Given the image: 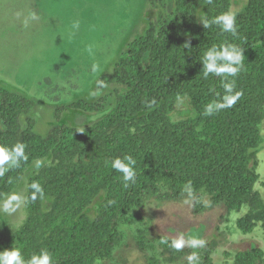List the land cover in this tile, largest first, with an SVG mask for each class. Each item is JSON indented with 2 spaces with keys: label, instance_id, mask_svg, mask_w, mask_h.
I'll use <instances>...</instances> for the list:
<instances>
[{
  "label": "trees",
  "instance_id": "16d2710c",
  "mask_svg": "<svg viewBox=\"0 0 264 264\" xmlns=\"http://www.w3.org/2000/svg\"><path fill=\"white\" fill-rule=\"evenodd\" d=\"M228 1L172 0L168 12L167 0H148L157 10L156 23L129 44L111 74L97 80L98 90L110 84L125 90L67 107L101 113L111 96V109L88 128L55 125L43 137L32 131L33 121L27 120L22 129L20 118L29 113L33 102L0 87V146L23 144L27 156L19 167L9 162L0 177V202L35 161L49 156L58 160V165L29 176L27 217L15 236L0 226V251L19 248L28 260L47 249L53 264H92L119 240L117 226L144 200H184L207 190L212 205L223 204L228 211L240 208L257 180L247 151L260 141L254 123L264 119V0H248L243 11L235 14L236 35L217 24L197 25V9L203 8L211 21L228 12ZM226 44L242 49L241 70L235 77L205 76V52ZM233 82V93L243 94L231 107L222 106L230 95L224 85ZM181 98L189 99L195 111L172 123L168 115ZM210 105L216 107L208 115ZM63 111L62 107L56 110L57 120ZM139 113H145L143 121H135ZM124 156L136 162L134 182L126 183L122 173L111 167L112 160ZM100 192L103 200L90 220L83 212ZM46 197L52 198L49 215L41 211ZM140 237L144 241L143 234ZM159 243L164 249L174 247L168 240ZM204 259L203 264H211L207 255ZM236 262L264 264V255L246 251L236 256Z\"/></svg>",
  "mask_w": 264,
  "mask_h": 264
},
{
  "label": "rangeland",
  "instance_id": "374dc122",
  "mask_svg": "<svg viewBox=\"0 0 264 264\" xmlns=\"http://www.w3.org/2000/svg\"><path fill=\"white\" fill-rule=\"evenodd\" d=\"M172 3L167 0L168 12ZM247 3L229 0L228 12L240 13ZM156 19L157 10L148 0H0V87L33 102L29 113L20 118L21 128L31 120L32 131L44 137L55 125L85 129L102 119L114 104L111 96L101 113L67 107L124 91L119 84L98 90L97 80L112 73L129 44ZM195 19L199 27H204L203 8L196 10ZM60 107L64 111L57 120L55 113ZM194 111L190 100L181 98L168 116L176 123L191 117ZM144 116L139 113L134 119L143 121ZM254 126L260 141L247 152L257 180L238 210L212 205L207 190L184 200H144L134 205L117 226L119 240L109 244L92 264H203L206 255L211 264H238L239 253L259 250L264 255V119ZM73 158L77 161L76 156ZM56 165L58 160L52 156L35 161L12 193L1 200L0 226L12 236L27 217L29 176ZM6 167L9 169L10 164ZM13 196L19 199L13 200ZM102 200L100 192L83 215L93 220ZM51 204L52 198H43L41 211L49 215ZM161 239L172 243L182 240L183 246L164 249ZM193 240L202 243L193 245Z\"/></svg>",
  "mask_w": 264,
  "mask_h": 264
},
{
  "label": "clouds",
  "instance_id": "9594fccd",
  "mask_svg": "<svg viewBox=\"0 0 264 264\" xmlns=\"http://www.w3.org/2000/svg\"><path fill=\"white\" fill-rule=\"evenodd\" d=\"M202 21L204 27H210L212 24H217L224 31L236 35L234 12L223 13L211 21L206 18ZM241 53L242 49L232 44L221 45L219 48L213 46L212 48L208 49L203 57L205 76H207L209 73H214L216 75L224 74L225 78L228 76L235 77L241 70L243 64L244 56ZM93 70H96L95 66ZM224 87L226 92L230 95L226 98V104L222 106L231 107L243 93L239 91L233 93L234 82L225 84ZM215 107V105H210L206 109V114L211 115ZM24 148L25 145L19 143L11 148L0 146V175H3V173L8 170L6 165H8L9 162H12L13 167H19L20 162L27 159ZM135 163V160L131 156H124L123 159L115 158L112 160L111 167L122 173V178L126 183L134 182ZM37 167H39V162L37 163ZM32 187L36 190V192L40 193L41 196L43 195L42 189L38 184L34 183ZM35 198V195H33L32 199ZM12 199L17 200L19 198L17 196H13ZM5 210H7V207ZM197 243H202V241H192L193 245H196ZM173 246L179 249L183 246V241H175ZM0 264H53V261L52 256L47 249H43L39 254H33L30 259L25 260L21 255L19 248H12L11 250L5 249L0 251Z\"/></svg>",
  "mask_w": 264,
  "mask_h": 264
}]
</instances>
